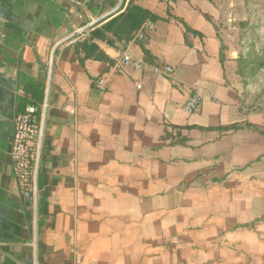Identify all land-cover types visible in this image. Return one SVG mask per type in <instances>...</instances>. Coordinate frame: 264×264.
<instances>
[{
	"label": "crops",
	"instance_id": "0c3cea01",
	"mask_svg": "<svg viewBox=\"0 0 264 264\" xmlns=\"http://www.w3.org/2000/svg\"><path fill=\"white\" fill-rule=\"evenodd\" d=\"M121 1L0 0V264H74L73 249L81 264H264V221L256 236L245 228L264 219V180L235 177L264 171V134L253 128H264V111L242 110L227 82L216 0H134L160 17L157 29L113 45L96 40L112 62L83 67L75 43L130 0ZM126 52L174 72H119ZM35 81L45 83L42 134L35 190L23 196L14 121ZM195 91L202 106L190 115L184 107ZM173 127H190L181 131L185 144L174 142ZM228 187L244 189L247 210L218 236L224 249L243 248L239 261L190 245L195 215L206 210L199 199Z\"/></svg>",
	"mask_w": 264,
	"mask_h": 264
},
{
	"label": "rangeland",
	"instance_id": "374dc122",
	"mask_svg": "<svg viewBox=\"0 0 264 264\" xmlns=\"http://www.w3.org/2000/svg\"><path fill=\"white\" fill-rule=\"evenodd\" d=\"M216 6L218 14L214 22L221 43L220 58L223 61L227 82L238 89L242 110L246 113L264 111V0H216ZM178 140L179 138L174 142ZM235 177L264 180V171L256 170L250 174L237 173ZM253 189L250 196L257 199L255 196L260 189ZM212 190H214L212 195L207 194L199 199L206 210L203 212L205 215H195L198 217L195 226L198 234L192 232L196 240L190 239V245L210 250V255L213 257L222 256L239 261L244 258L241 254L243 248L236 246L233 253L234 250L220 247L227 238L218 236V232L235 227L232 217H237L238 220L240 216H244L247 210V203L242 197L244 189L228 187ZM232 196H236V201L229 203L228 200ZM220 200L226 204L220 205ZM257 206L264 211V202L258 203ZM220 208L229 215H219ZM261 221L264 219L256 218L247 222L246 231L254 235L259 233L256 229ZM248 248L255 249L250 243ZM252 254L257 256L260 253L253 251ZM192 255L190 254V258Z\"/></svg>",
	"mask_w": 264,
	"mask_h": 264
},
{
	"label": "built area",
	"instance_id": "2783aa9c",
	"mask_svg": "<svg viewBox=\"0 0 264 264\" xmlns=\"http://www.w3.org/2000/svg\"><path fill=\"white\" fill-rule=\"evenodd\" d=\"M158 27L156 21L146 20L135 37L144 39L148 34L154 32ZM132 67L135 70L150 68L155 74L171 77L174 69L170 65H150L143 59L134 58L129 53H124L116 63L115 69L123 72L126 68ZM97 87L105 90L106 80L100 79ZM202 106V96L195 91L190 95L186 104L185 111L193 115ZM41 115L38 107L32 103L28 104L25 111L18 114L14 121V132L12 142V162L13 173L23 196H30L35 190L36 168L39 158L40 139H41ZM74 264H81L82 256L77 249H73Z\"/></svg>",
	"mask_w": 264,
	"mask_h": 264
},
{
	"label": "trees",
	"instance_id": "16d2710c",
	"mask_svg": "<svg viewBox=\"0 0 264 264\" xmlns=\"http://www.w3.org/2000/svg\"><path fill=\"white\" fill-rule=\"evenodd\" d=\"M148 19L157 21L160 17L151 12L149 9L135 3L134 0H130L129 4L123 11L119 12L117 15L113 16L100 26L94 25L87 38L78 40L75 43V51L80 64L84 67L85 62L88 59L111 63L112 59L95 41L100 40L113 45L114 43L112 42V38H117L118 40L128 42L135 37L143 23ZM186 30L192 31V29L187 26ZM142 47L146 57L150 58V53L144 44H142ZM27 92L31 97V103L36 105L38 107V111L41 112V105L44 101L45 83L42 81H35L27 86ZM25 109L26 104H21L20 110L23 112ZM233 127L235 126H231L229 128ZM185 128L190 127H173V129L177 131L176 137L179 138L176 142L182 144L186 143V138L183 137L181 133V131ZM253 128L264 134V128H258L255 126ZM165 137H170V134L167 133ZM176 137L174 136V138Z\"/></svg>",
	"mask_w": 264,
	"mask_h": 264
},
{
	"label": "water",
	"instance_id": "95a60500",
	"mask_svg": "<svg viewBox=\"0 0 264 264\" xmlns=\"http://www.w3.org/2000/svg\"><path fill=\"white\" fill-rule=\"evenodd\" d=\"M123 2V0L121 1V3ZM55 52V51H54Z\"/></svg>",
	"mask_w": 264,
	"mask_h": 264
}]
</instances>
